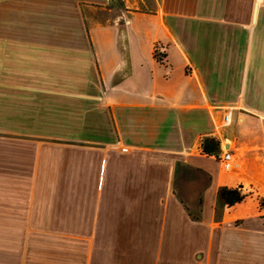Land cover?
<instances>
[{"label": "crops", "instance_id": "0c3cea01", "mask_svg": "<svg viewBox=\"0 0 264 264\" xmlns=\"http://www.w3.org/2000/svg\"><path fill=\"white\" fill-rule=\"evenodd\" d=\"M195 203L264 234V0H0V264H200L107 243Z\"/></svg>", "mask_w": 264, "mask_h": 264}, {"label": "rangeland", "instance_id": "374dc122", "mask_svg": "<svg viewBox=\"0 0 264 264\" xmlns=\"http://www.w3.org/2000/svg\"><path fill=\"white\" fill-rule=\"evenodd\" d=\"M210 143H215L212 140ZM209 162L216 168L217 163L213 160ZM193 204V203H192ZM264 203H260L259 208ZM186 206V205H185ZM224 203H215V213L210 217L201 215V205L195 203L193 207H185L187 216L174 218L171 222L160 223L152 209L153 221L146 223H119V232L127 236L133 231L151 232V237L143 239L128 240H107L114 246H135L136 248L159 247L166 244L164 236L174 235L175 230H181L183 240H177V246L183 248L194 247L193 253L199 256L192 258L200 261V264H264V234L256 231H246L241 229L240 220L228 221L224 213ZM158 211V209H157ZM175 226L177 228H175ZM100 223L95 224L93 231L101 230ZM111 230V225H108ZM175 229V230H174ZM105 230V224L103 225ZM182 233H180L182 235ZM143 235V234H141ZM115 243H117L115 245ZM168 245V244H167ZM142 260L145 256H136Z\"/></svg>", "mask_w": 264, "mask_h": 264}, {"label": "built area", "instance_id": "2783aa9c", "mask_svg": "<svg viewBox=\"0 0 264 264\" xmlns=\"http://www.w3.org/2000/svg\"><path fill=\"white\" fill-rule=\"evenodd\" d=\"M231 120V111L226 110L222 116V124L227 125ZM219 153L216 151L208 152L202 146L199 147L202 152H205L209 155L215 156L219 162L220 168L224 173H229L232 170L236 169L239 166L238 157L236 154V148L234 145L230 146V143L226 138L222 141H219ZM123 150H126V147H123Z\"/></svg>", "mask_w": 264, "mask_h": 264}, {"label": "trees", "instance_id": "16d2710c", "mask_svg": "<svg viewBox=\"0 0 264 264\" xmlns=\"http://www.w3.org/2000/svg\"><path fill=\"white\" fill-rule=\"evenodd\" d=\"M212 144H213V143H212ZM213 145L216 147L217 144H213ZM204 148H205V150L208 151V152H212V151L214 150V149H210L208 145H206V146L204 145Z\"/></svg>", "mask_w": 264, "mask_h": 264}]
</instances>
